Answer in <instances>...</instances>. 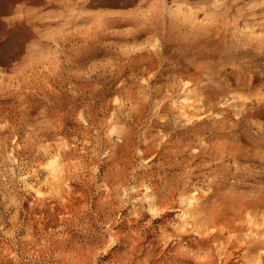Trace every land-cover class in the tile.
Here are the masks:
<instances>
[{
    "label": "rangeland",
    "instance_id": "obj_1",
    "mask_svg": "<svg viewBox=\"0 0 264 264\" xmlns=\"http://www.w3.org/2000/svg\"><path fill=\"white\" fill-rule=\"evenodd\" d=\"M55 1L0 0V264H264V0Z\"/></svg>",
    "mask_w": 264,
    "mask_h": 264
},
{
    "label": "bare ground",
    "instance_id": "obj_2",
    "mask_svg": "<svg viewBox=\"0 0 264 264\" xmlns=\"http://www.w3.org/2000/svg\"><path fill=\"white\" fill-rule=\"evenodd\" d=\"M69 1V0H68ZM174 1V0H173ZM65 3L66 4V2H67V0H66V2H65V0H63L62 2L61 1H55V3ZM72 2V1H71ZM182 2V1H181ZM51 3H53V1L51 2ZM74 3V2H73ZM64 4V5H65ZM71 4V3H70ZM184 5H185V3H183ZM58 5V4H57ZM59 5H61V4H59ZM63 5V6H64ZM69 5V4H68ZM187 6H189V5H187ZM185 7V6H184ZM65 8H67V7H63V9H65ZM179 8V7H178ZM187 8V7H186ZM67 10H68V8H67ZM67 10H64V11H66V13L68 12ZM189 10V9H188ZM63 11V10H62ZM69 11H70V9H69ZM236 11V10H235ZM25 13H26V11H24ZM79 12V11H78ZM251 13V12H250ZM67 14H69V13H67ZM77 14V13H76ZM87 14V13H86ZM27 15V14H26ZM256 15V14H255ZM71 16V15H70ZM253 16V15H252ZM146 17V16H145ZM36 18V17H35ZM71 18V17H70ZM23 19V18H22ZM72 19V18H71ZM213 23V22H212ZM29 24V23H28ZM135 25V24H134ZM86 27V26H85ZM90 28V27H89ZM216 30V29H215ZM249 36V35H248ZM252 37V36H251ZM260 43V42H259ZM259 47V46H258ZM262 47V46H261ZM258 49V48H257ZM114 63V62H113ZM254 97V96H253ZM256 97V96H255ZM236 98V97H235ZM237 99V98H236ZM241 100V99H240ZM263 101V100H262ZM202 102V101H201ZM200 102V103H201ZM241 103V102H240ZM196 111V110H195ZM194 115V114H193ZM218 115V114H217ZM192 117V116H191ZM190 118V117H189ZM209 119V118H208ZM188 121V120H187ZM191 123V122H190ZM144 131V130H143ZM211 132V131H210ZM143 135V134H142ZM179 135V134H178ZM141 136V135H140ZM169 139V138H168ZM167 139V140H168ZM176 142V141H175ZM174 142V143H175ZM134 143V142H133ZM201 143V142H200ZM199 143V144H200ZM129 144V143H128ZM171 145H172V143H170ZM177 144V143H176ZM220 144V143H219ZM174 145V144H173ZM176 146V145H175ZM203 146V145H202ZM215 146V145H214ZM219 147V146H218ZM173 148H175V147H173ZM238 148V147H237ZM174 150V149H173ZM142 153V152H141ZM141 155V154H140ZM144 155V154H143ZM180 162V161H179ZM172 163V162H171ZM56 167H57V165H56ZM56 167H55V169H56ZM57 168H59V167H57ZM57 170V169H56ZM55 171V170H54ZM53 172V171H52ZM54 175V174H53ZM52 175V176H53ZM50 178V177H49ZM53 179V178H52ZM46 180V179H45ZM50 181V180H49ZM48 181V182H49ZM51 181H53V180H51ZM46 182V181H45ZM51 183V182H50ZM54 184V183H53ZM47 185H48V183H47ZM56 187H57V185H56ZM59 187V186H58ZM174 187V186H173ZM48 189H50V188H48ZM172 191V190H171ZM171 191H169V192H164V194H165V199L164 200H160V199H158V196L156 195L158 192H153V202H152V208L154 207V208H156V210H159V211H161L163 214H164V216H166V219L168 218V214H166L165 212H172V208H173V205H174V201H173V199H174V196H184L185 194H186V192H171ZM52 192V191H51ZM57 194V193H56ZM52 195V194H51ZM190 195V194H189ZM28 196H29V194H28ZM35 196V195H34ZM53 197V196H52ZM49 198V197H48ZM189 198V197H188ZM200 198V197H199ZM190 199V198H189ZM150 200V199H149ZM181 200V199H180ZM183 200H184V197H183ZM187 200V199H186ZM22 201V200H21ZM190 201V200H189ZM39 202V201H38ZM52 202V201H51ZM180 202V201H179ZM178 202V203H179ZM192 202V201H191ZM194 202V201H193ZM31 204V203H30ZM55 204V203H54ZM149 204V203H148ZM193 204V203H192ZM191 204V205H192ZM188 205H190L189 204V202H188ZM187 206V205H186ZM198 208V207H197ZM150 210V209H149ZM155 210V211H156ZM158 211V212H159ZM186 211H188V210H186ZM194 211V210H193ZM174 212V211H173ZM178 212V211H177ZM193 216L191 217V220L190 221H192V224L194 225V227L196 228V230H198V233H199V235H200V238H198V240H199V242L201 241H204V239H206V236L207 237H209L210 239H213V240H217V239H219V236H220V234H219V232H220V230L222 229V227L220 228L219 226L221 225V224H219V223H216V222H211V223H209V221L207 220V218H206V215H204V213L202 212V211H198V212H194L193 214H192ZM169 218H170V216H169ZM174 220V219H173ZM235 219H233L232 221H234ZM256 220V219H255ZM250 223V222H249ZM185 225V224H184ZM226 226L227 227H225L226 229V231L227 232H233L234 231V227H232L231 225V227L229 226V223H227L226 224ZM249 226V225H248ZM254 226V225H253ZM258 226V225H257ZM193 227V228H194ZM210 227H212V228H214L215 229V231H216V235H212V236H210V234H208L207 233V231H210V230H208ZM193 228H192V230H193ZM181 229H182V227H181ZM233 229V230H232ZM184 231V230H183ZM190 234V233H189ZM168 235V234H167ZM251 235V234H250ZM253 235V234H252ZM174 236V235H173ZM262 236H264V233L262 234ZM169 237V236H168ZM205 237V238H204ZM253 238V237H252ZM209 239V240H210ZM197 240V241H198ZM192 241V240H191ZM201 242H200V244L199 245H201ZM204 243V242H203ZM209 242L207 241V244H208ZM196 244V243H195ZM197 245V244H196ZM217 245V244H216ZM219 245V244H218ZM166 246V245H165ZM206 246V245H205ZM219 247V246H218ZM220 248V247H219ZM230 250V249H229ZM63 256V255H62ZM69 257H73V256H75V255H73V253H70L69 255H68ZM79 258V257H78ZM221 260V259H220ZM214 261V260H213ZM224 261V260H223ZM228 261V260H227ZM75 263V262H74ZM226 264V263H225ZM243 264H247L246 262H244Z\"/></svg>",
    "mask_w": 264,
    "mask_h": 264
}]
</instances>
